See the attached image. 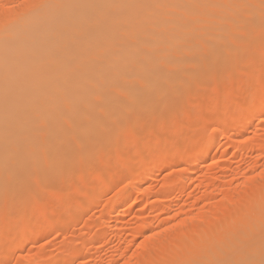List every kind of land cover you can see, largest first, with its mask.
I'll use <instances>...</instances> for the list:
<instances>
[{"label":"bare ground","instance_id":"1","mask_svg":"<svg viewBox=\"0 0 264 264\" xmlns=\"http://www.w3.org/2000/svg\"><path fill=\"white\" fill-rule=\"evenodd\" d=\"M25 6L19 13L10 14V11L0 21V215L4 208L8 212L7 207H16L11 208L12 212L16 210L15 213L9 212L20 217V222L14 221L17 216L12 218L13 224L18 221L17 226L23 225L25 220L24 214L20 216L24 204L30 206V201L41 203L50 198L49 213H52L62 204L66 187L75 186L77 179L81 183L72 192L92 199L103 180L90 179L89 170L99 161L108 162L115 157L116 151L121 154L116 163L112 162L125 167L128 177L119 204L130 200L135 193L142 196L143 192L142 197L147 201L149 190L145 191L144 183L161 167V161H148L144 157L146 151H152L150 141L155 137L150 129V139L147 138V127L156 124L157 120L172 119L177 107L174 103L179 100V107L190 104L189 99L204 86L205 78L206 81L219 68L220 71L224 68V74L234 70L238 55L249 54L248 49L257 53L264 37V0H34ZM253 42L256 45L251 44ZM255 94L260 99L259 108L255 110L253 105L246 104L235 107L239 103L236 102L231 105L235 109L231 107L230 112L226 109L228 113L225 111L224 115L237 120L244 117V123H250L253 111H264V91ZM216 103L215 98L213 104ZM214 113L208 114L210 118L217 116V111ZM241 125L237 124L234 131L238 132ZM156 142L151 143H155V148H161ZM200 145L201 142L193 152L197 153ZM260 145L264 147V143ZM128 149H134L133 156L125 154ZM206 155H211L210 148ZM176 156L179 160L180 156ZM195 158L191 161L199 166L200 162ZM175 161L173 156L172 162ZM134 162L139 164L136 170L130 165ZM185 176L175 178V182H180L177 187L181 186ZM257 180L256 175L246 177L240 182L241 190L231 189L228 185L230 189L223 191L224 196L218 199L220 202H216L215 207L207 205L211 208L210 213L205 206H200L207 211H199L206 222L204 225L203 220L196 217L201 220L199 223L196 215L187 208L178 215L175 213L174 224L169 221L161 228V231H170L173 225V229L180 227H177L171 251H156L158 243L149 242V246L144 243L149 252L143 249L142 263L172 264L184 254L180 264H264V190L258 198L242 202L247 193H253L252 196L258 193L254 189L258 186L253 185L259 184ZM97 182L95 189L93 184ZM160 196L155 203L163 201L164 196ZM200 200L203 202L204 199ZM63 204L64 209H70L69 204ZM21 205L23 207L19 208ZM46 208L36 207V210L43 213L45 210V217L48 214ZM158 211L162 213L161 209ZM69 212L62 214L61 221ZM216 214L220 216L210 222L209 216ZM5 216L2 220L0 217V233L3 234L12 228V220L8 217L10 223L7 222ZM141 225L142 230L137 228L139 233L150 229L146 222ZM41 226L44 228L45 224ZM51 226L52 223L46 220L44 231ZM7 227H11L10 230ZM23 235L27 234L24 232ZM39 238L40 235L37 243ZM71 245L68 249L75 253V247ZM38 259L41 264V258Z\"/></svg>","mask_w":264,"mask_h":264},{"label":"rangeland","instance_id":"2","mask_svg":"<svg viewBox=\"0 0 264 264\" xmlns=\"http://www.w3.org/2000/svg\"><path fill=\"white\" fill-rule=\"evenodd\" d=\"M33 1L32 0H0V21L5 19L6 17L4 16H8L10 11L12 12V13L10 12V14H14V12L15 14L19 13L20 10H22V8L26 7L25 3L26 4L32 3ZM263 39H261L263 44L261 43V48L260 49L258 48L257 53L255 52L254 54L253 52L250 51V49H248V51L246 52H248L249 54L246 55L244 54L242 56H241L242 53L240 55H238L239 53L237 54L238 57L240 56V59L237 57V62L235 59L236 68H234V70L232 68V70H228L227 73L225 68L226 74H224L223 73L224 68L222 67L223 68V70L221 69L222 73L219 70L220 69L219 68L217 69L218 73L216 71L214 73H211L212 75L209 74L211 75V76L208 75L210 78L209 79L207 78L206 81H205L206 78L203 80L204 86L202 88H198L197 91H195L196 92L195 96L189 99V101H191L190 104L189 103L181 104L182 111L180 110L181 107H179L180 103L179 105H177L179 100L177 103H174V105L177 106L175 108L177 110L174 109V112L177 111L178 113L171 112L172 119L170 117H169L170 119L165 118L166 120L164 121H166V124L164 123L163 120L162 121L160 120L159 122L157 120L155 121L156 124L152 123L153 125L150 124L151 125L150 128L147 127L148 129V131H146L147 138L148 136L150 137L149 134L153 133V136L155 137L152 136L153 137L152 141L154 140L155 142L157 140V142L160 143L159 145H161L159 146L157 144L161 148H157V147L155 148L154 147L155 143H151L152 141H150V144L152 145L154 144L153 146L152 145L150 146L152 147L151 148L152 151H149L150 154L147 151L144 153V157L148 159V161H155L156 159L161 161V167L157 170H154L150 175L151 177H148V179H146L144 183L145 191L149 190L147 191L149 192L147 201L145 200V197L144 198L142 197L144 196L143 193H145L143 192L142 196L140 195V193L139 194L137 193V195L135 193L134 194L135 196L131 197L130 200L119 204L123 200V196L125 194V189L128 182V177L127 174L125 173L126 170H124L125 167L121 165L118 166V163L115 164L117 162L116 160L118 156L121 154V151L119 152L116 151L114 152L115 154H113L115 155V157L112 156V158H110L111 160L108 159V162L106 160H105L106 162H104V160L103 162L99 161L100 163L97 162L95 165L93 164L94 165L92 168L93 170L92 169L89 170L90 173L88 174H91L90 179L95 177V179H93L95 180V182L100 179L103 180V184L100 190L95 191L94 193L95 195L93 196L92 199L88 200L87 198H85L83 194L82 195L84 197L81 196V194L80 196H78L77 193H76L77 196L75 195L74 192L76 188L74 189V187H76L77 184H78L77 187H79V184L81 183V181L78 182L77 181L78 179L76 178L77 180H75L74 182V185L75 184L76 185L70 187L67 186L66 187L67 191L65 190L66 192L64 191L63 193L64 199L62 204L64 203L63 205L65 206L66 204L67 205L69 204L70 207L68 208L70 209H66V208L64 209V206H62V204H59L60 207L58 206L59 207L58 209L55 208L54 209L55 211L49 213L50 210L49 205H51L50 198L49 199L45 198L46 199L45 201H43L44 199L41 201V203L43 202L47 206L46 210L48 214H45L44 217L43 214L46 211L44 210V213L41 210H40L41 213L40 211L37 212L36 207L43 208L46 206H41L44 204H41L40 201H38L39 205L37 202L33 203L30 201L28 202V204H31L30 206L29 205L25 206L24 204V207L27 210L29 208L28 211L25 208L23 210L22 208L23 205L19 207L22 208V210L20 209L21 212L23 211L20 216H23L24 214L23 218L25 220L21 217L24 220L23 225L22 223H20L21 225L17 226L16 225L18 224L17 221L15 222L16 224L14 223L15 227L13 228L14 226L13 222L19 220L20 218L16 215L17 213L14 215L12 214L14 211L16 212V210L12 212L11 208L13 210V208L16 209V207L11 206V208L10 207L6 208L8 212L11 211L12 213L5 212V208H4V210H2L0 215L1 220L2 217L7 215V213L8 215L5 216V218H7V222L10 223L8 217H10L9 219L12 220V218H15L17 216L18 219L15 218L14 221L12 220V224H11L12 226L10 225L12 228L7 227L9 230L11 228L10 231L7 230L8 233H6L5 229H4L5 234L1 232L2 236L0 238L1 241L0 264H40L39 263L40 259L38 258H41L42 261V262L40 261L41 264H143L141 261L142 256L140 255H142V253H144L145 251L149 252V250L146 247H144V245L148 244L149 242L152 243L155 242L156 244L154 243V245H157L158 243V246H155V248L157 249L154 248L156 251H160V249L162 250L165 249L166 250L164 251L165 253L171 251L170 248H172V244H173L172 241L176 236V234L178 233V228L180 227L176 226V228L173 229V227H175L173 225L170 231L169 230L161 231V228L164 227L165 223L169 221L171 222V224L172 222L174 224L173 221V219H175L174 216L176 217V215H178L181 211H186V208L188 209L187 211H191V213L196 215L195 218L199 216V218L203 220L204 218L201 216L202 214L200 212L205 209L207 211L209 210L208 213H210L211 208L209 207L213 208L215 207L214 205H217L220 202L221 200L220 198H223L224 196L223 195L225 193L223 192L224 190H226L227 192L230 189V187L231 189L235 188L236 190L237 189L241 190L242 183L240 184V182H243L246 179V177L254 178L255 175L256 178L258 179L257 181H259V184L256 182L258 185H256V183L253 185L258 186V188H254L258 193L253 196H252L253 193L251 194L249 192L251 196L247 193L248 196L245 195L242 202L246 203V201H250L249 199H251L252 197L258 198V195H261L262 191L264 190V182H263L264 181V171H263L264 147L262 148V146L260 145V143L262 144L264 143V111L261 112L253 111L252 114H254V116L251 122L248 124L244 123V117H241L237 120L235 118L233 119L232 117L228 116V114H227L228 117L224 114L226 109H228V111L230 112L232 108L235 109V107H238V105L240 107H245V104L247 106L253 105L255 110L261 106V103L259 102L260 99L257 97L258 95H256L255 93L264 91ZM254 43L256 45V42H253L251 44ZM239 62H241L240 67H242V64L244 65V62L245 65L242 68H240L238 66ZM204 87L205 88L207 87V89H205ZM252 93H254L255 95L253 94L254 95L253 96ZM215 98L217 102L216 105H214L215 103L213 104V100H215ZM209 99H211V102ZM236 102L239 103L236 104ZM232 104L234 105L236 104L237 106L232 107L233 106ZM207 106L212 108L210 109ZM213 110L215 113L217 111V116L215 118L214 117L210 118V115L208 114H210V112L214 113L212 112ZM225 117L227 119H225ZM175 118H177V120ZM220 119L221 121H219ZM171 120H173L176 123V125ZM214 120L215 121L217 120V123L219 122L218 123L219 125ZM223 122H225V125H223L224 124ZM220 124L223 125L224 129L223 127L220 128L221 127ZM237 124H242V125L240 130L238 132H235L234 127ZM150 129L153 130L151 133L148 134ZM173 129L176 130L177 132L173 131ZM159 132H161V134L163 135V136L161 135L162 140ZM211 134H212L211 138L210 137L206 138L207 135H211ZM158 135L160 136L159 140L161 141L158 140L159 138ZM239 141L242 143H240ZM199 142H201V145L199 146V151L197 153L193 152V150L196 148V145ZM239 144H243V145H239ZM237 146L239 147L237 148ZM208 147L211 150V155L209 157H207L206 155V152L209 149ZM153 149L157 154L154 153ZM175 149H178L179 151H176ZM128 150L125 152V154L128 157L133 156L134 149H128ZM151 152L152 155L154 154L155 155L152 156ZM146 153H148L149 156ZM175 154L176 155L178 154V156H180L179 160ZM150 155L152 157H150ZM108 156L110 157L109 153ZM173 156L176 158L175 162H172ZM195 156L197 158H195ZM194 158L195 161L197 159L198 162H200L198 164L199 166L193 165L194 161L191 160L192 159L194 160ZM112 161L114 162L116 161V162L114 163ZM135 163L136 162L132 163L133 165L130 164L131 167H133V170H136V167L138 169L139 166L138 163L137 164ZM261 170L263 172L262 174L261 173L259 174ZM256 172H258V174ZM183 174L186 175L187 177L185 176L186 178L182 182L181 186L177 187L178 184H180V182L178 183L177 182L178 180H176L175 182V178L176 179L180 178L181 176H183ZM80 175L78 177H80ZM257 175L259 178L257 177ZM206 179L208 180V182ZM226 179H228V182L226 181ZM230 179L233 183H231ZM76 181L78 183H76ZM229 182L232 186L229 184ZM214 183L216 184L211 185ZM95 184L97 185L98 182L93 184L94 188L96 189L98 188V185L96 186ZM219 189L221 192L219 191ZM73 190L74 192H72ZM163 193L164 194L168 193V194H166L167 196H165L163 195ZM211 193H213L214 196ZM207 194L209 196L208 197L209 199L204 197L205 195L207 196ZM160 195L164 196L165 200L163 199V201L160 202L161 204L159 203V201H157L159 203L158 205L157 202H156L157 204L155 203V199L159 198ZM200 199H204L203 202ZM218 199L220 200L218 201ZM47 200L49 201L47 202ZM64 200L66 202H64ZM216 202L218 203L216 204ZM154 203L156 206L154 205ZM162 204H164L165 206ZM225 204H227V206L229 205L227 202H225ZM207 205L209 207H207ZM200 206L201 207L205 206V208L202 209ZM167 208L168 209L172 208V210L169 209L168 212L166 211ZM61 209L64 210L63 213H65V211L69 212L68 210H70L71 212L65 214L67 217L66 219H64V221H61V219H63L62 218L63 213ZM160 209L162 213L164 212L163 214L160 213V211H158ZM17 210H18V206H17ZM24 211H26L27 213ZM3 213H5V215ZM169 213H171L172 215H170ZM217 215L219 214L209 216L210 218L209 217L208 218L210 222L216 221V219L218 218ZM5 218L3 219L4 221ZM171 218L172 220H170ZM199 218L196 219L199 220V223H201V220ZM44 219L52 223L51 226V228L53 227L52 229L50 228L49 230L44 231V228L46 226V220ZM144 222L149 224L148 226L150 229H147L148 231L143 230L140 232L141 233L140 234L139 232H137V228L139 230L140 229L142 230V228L140 227L142 226L141 224ZM203 222L205 221L203 220L202 224ZM44 224L45 226H43L44 228H42L41 225ZM204 224H206V222ZM3 225L5 227L6 224ZM24 225L26 228L23 227ZM1 226L2 225H0V227ZM22 229H25V231ZM149 230L152 232H149ZM24 232L27 235H23ZM134 232L136 234H134ZM38 235H40L39 243H37ZM152 236L153 238L154 237L155 238L153 239ZM72 241H77V242H72ZM70 242L73 243L72 245L73 247H75L76 250L75 253H71L70 249H68V245L69 246L71 245ZM161 245L164 247L162 248ZM168 248L169 250H167ZM143 249H145V251ZM150 252L153 251L150 250ZM71 255L73 257H71ZM184 257H185L184 254H181L178 257V260L173 261L172 264H180L179 263L181 261L180 259H183ZM139 258L140 260L138 261ZM43 261L45 263H43Z\"/></svg>","mask_w":264,"mask_h":264}]
</instances>
